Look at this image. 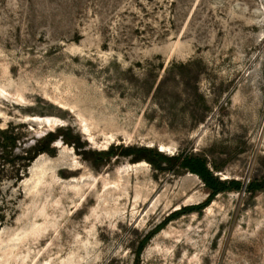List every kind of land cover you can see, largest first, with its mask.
Instances as JSON below:
<instances>
[{"label":"rangeland","instance_id":"obj_1","mask_svg":"<svg viewBox=\"0 0 264 264\" xmlns=\"http://www.w3.org/2000/svg\"><path fill=\"white\" fill-rule=\"evenodd\" d=\"M68 128L77 144L23 157ZM4 130L0 264H264V190L246 188L264 178V0H0ZM121 145L202 154L243 187L138 254L210 190Z\"/></svg>","mask_w":264,"mask_h":264},{"label":"trees","instance_id":"obj_2","mask_svg":"<svg viewBox=\"0 0 264 264\" xmlns=\"http://www.w3.org/2000/svg\"><path fill=\"white\" fill-rule=\"evenodd\" d=\"M62 136V138L67 143L77 144L79 141V137L74 136L72 134V130L68 129H58L56 132L48 133L47 137L43 139L42 143L39 145H35L27 150V155L23 156L24 158L29 159L30 161L34 160L39 153L44 152L48 149V145L51 141L57 139ZM18 136L9 133L8 130L1 131L0 136V145L3 147L6 153L13 150L18 145ZM115 148L120 149L119 154L122 155H133L132 161H140L142 159H148L150 162L154 163L157 167H161V162H166L167 167L173 168L175 166H180L191 173L198 175L205 183V185L210 190L209 197L195 206H185L181 209L171 213L168 217H166L159 225L150 230L141 240L140 246L137 250L138 254L141 252L146 242L152 238V236L158 232L160 228H162L165 224H167L172 219L181 216L182 214L192 211L198 210L201 211L205 207H207L211 201L215 198V196L224 191L230 190H240L243 187V182L240 179H223L220 178L217 174H215V170L212 169L208 164V159L206 156L197 153H179L175 155H167L163 153L161 150H157L155 148L149 146H118L112 147L113 150ZM218 168V167H217ZM247 191L251 193H255L259 190H264V178H254L247 185ZM138 264V262L134 263Z\"/></svg>","mask_w":264,"mask_h":264},{"label":"bare ground","instance_id":"obj_3","mask_svg":"<svg viewBox=\"0 0 264 264\" xmlns=\"http://www.w3.org/2000/svg\"><path fill=\"white\" fill-rule=\"evenodd\" d=\"M45 119L48 122H52L53 121V118H51V117H46ZM161 147H162V149H165L166 148L164 145H162Z\"/></svg>","mask_w":264,"mask_h":264},{"label":"water","instance_id":"obj_4","mask_svg":"<svg viewBox=\"0 0 264 264\" xmlns=\"http://www.w3.org/2000/svg\"><path fill=\"white\" fill-rule=\"evenodd\" d=\"M61 141V144H64V141L63 140H59ZM58 144V141L56 142ZM161 150V149H160ZM161 151H164V150H161ZM224 179V178H223Z\"/></svg>","mask_w":264,"mask_h":264}]
</instances>
